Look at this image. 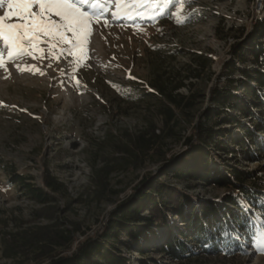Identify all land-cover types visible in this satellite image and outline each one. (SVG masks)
Returning a JSON list of instances; mask_svg holds the SVG:
<instances>
[{
    "label": "rangeland",
    "instance_id": "1",
    "mask_svg": "<svg viewBox=\"0 0 264 264\" xmlns=\"http://www.w3.org/2000/svg\"><path fill=\"white\" fill-rule=\"evenodd\" d=\"M3 11L0 8V15ZM263 16L262 0H124L119 5L111 0L94 18L98 23L91 25L85 55L78 60V50L69 56L57 49L43 61L39 52L35 60L29 55L9 60L5 54L0 68V222L6 227L0 229V264H31L20 257H2L1 233L48 223L34 219L40 206L13 183L16 175L28 176L41 186L45 171L67 187L66 195H54L60 215L80 224L86 235L101 233L116 206L149 174L176 186L196 203L197 212L202 204L228 205L224 208H234L242 220L255 224L254 233L239 239L240 249L198 255L195 264H264V216L229 189L195 180L179 182L172 173L189 151L184 138L197 121L205 120V114L216 112L218 116L207 124L217 136L203 146L210 170L249 173L253 177L247 184L264 194V116L254 106L257 101L239 87L241 71L254 66L249 55L245 64L229 66L236 53L231 45L241 44L254 20ZM41 47L48 52L47 46ZM32 66L39 71L30 70ZM179 83L182 87L173 94L193 95L194 105L189 122L175 129V139L164 141L166 160L155 156L142 168L112 173L110 184L116 192L101 202L91 199L87 192L92 175L104 166L106 157L116 156L115 144L150 122L161 127L159 110L165 101L154 84L172 90ZM234 88L237 100L228 97ZM214 90L228 97L223 107L211 102ZM227 198L237 205L225 203ZM170 220L173 227L183 228L182 220ZM150 228L154 236L140 243L144 257L133 251L134 246L122 251L129 264H139L143 258L149 264H170L165 255L150 251L161 241L158 228L154 224Z\"/></svg>",
    "mask_w": 264,
    "mask_h": 264
},
{
    "label": "trees",
    "instance_id": "2",
    "mask_svg": "<svg viewBox=\"0 0 264 264\" xmlns=\"http://www.w3.org/2000/svg\"><path fill=\"white\" fill-rule=\"evenodd\" d=\"M262 6L264 9V0ZM231 49L233 54L235 50L236 53L233 62L229 64L230 69H234L236 62L245 64L246 57L250 56L249 61L254 68L241 71L243 79L239 87L248 98L257 101L254 106L264 116V16L256 18L244 41L231 45ZM200 64L197 61L195 66ZM226 79L231 82L229 78ZM154 87L165 101L159 110L161 127L150 122L143 130L127 134L124 142L115 144L116 156L106 157L104 166L92 175L87 192L91 199L101 202L116 192L110 184L112 173L142 168L155 156L166 160L162 151L164 141L175 139L178 135L175 129L179 124L189 122L194 96L173 94L174 90L182 87L181 83L176 84L172 90H168L166 85L154 84ZM237 90L238 88L232 89L228 97L237 100ZM212 93L211 102L223 107L228 97L218 90ZM239 111L245 114L242 107ZM213 115L217 117L218 113L205 114V120L197 121L192 133L184 138L190 146L189 151L172 171L173 177L179 182L195 180L229 189L241 197L246 205L264 216V194L247 184L248 179L253 177L251 174L237 170L231 173L210 170L208 155L203 146L210 145L213 137L217 136V132L207 124ZM242 130L251 134L248 128ZM193 140L195 144H192ZM13 183L19 186L26 197L40 206L34 212V219H46L48 223L1 233V255L5 259L20 257L31 264H129V259L122 255V251L129 252L130 247L134 246L133 251L144 257L146 252L141 250L140 243L145 242L149 235L154 236L155 230L150 228L154 224L160 231L161 241L152 247L151 252L165 255L170 264H195L198 255L230 254L240 249L239 239H243V234L256 231L255 224L242 220L238 212L232 210L234 208H224L228 205L221 207L217 204H202L197 212L196 203L176 186L146 174L139 185L133 188L129 198L118 204L109 215L101 233L86 235L80 224L60 215L54 195H66L67 187L48 171L42 175L41 186L33 184L28 176L16 175ZM225 203L233 207L237 205L232 198H227ZM171 217L182 220L183 228L178 230L173 227L170 224ZM128 223H133L135 227L131 228ZM4 227L6 224L0 222V229ZM77 234L84 238L78 241ZM138 263L149 264V261L143 258Z\"/></svg>",
    "mask_w": 264,
    "mask_h": 264
},
{
    "label": "snow or ice",
    "instance_id": "3",
    "mask_svg": "<svg viewBox=\"0 0 264 264\" xmlns=\"http://www.w3.org/2000/svg\"><path fill=\"white\" fill-rule=\"evenodd\" d=\"M109 2L111 0H104L103 3L101 0H0V8L4 9L0 15V68L4 67L5 54L9 60L24 55L35 60L39 52V58L43 61L51 59V53L59 49L61 55L67 53L74 56L78 50L79 57L76 59L83 57L92 31L91 25L98 23L94 18L104 13L105 5ZM123 2L116 0L118 5ZM136 2L144 3L145 0ZM162 2L168 3L170 0ZM42 45L47 46V53ZM48 66L51 67V64ZM30 70L39 71L35 66ZM241 207L246 205L242 203Z\"/></svg>",
    "mask_w": 264,
    "mask_h": 264
}]
</instances>
